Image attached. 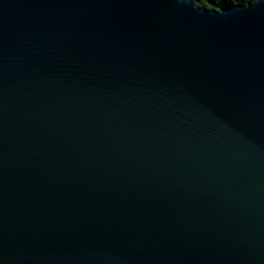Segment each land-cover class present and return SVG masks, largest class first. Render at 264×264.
Returning a JSON list of instances; mask_svg holds the SVG:
<instances>
[{
	"label": "water",
	"instance_id": "1",
	"mask_svg": "<svg viewBox=\"0 0 264 264\" xmlns=\"http://www.w3.org/2000/svg\"><path fill=\"white\" fill-rule=\"evenodd\" d=\"M0 0V264H264V0Z\"/></svg>",
	"mask_w": 264,
	"mask_h": 264
},
{
	"label": "trees",
	"instance_id": "2",
	"mask_svg": "<svg viewBox=\"0 0 264 264\" xmlns=\"http://www.w3.org/2000/svg\"><path fill=\"white\" fill-rule=\"evenodd\" d=\"M249 1L252 0H199L198 6L220 9L225 6H233L238 3L246 4Z\"/></svg>",
	"mask_w": 264,
	"mask_h": 264
}]
</instances>
